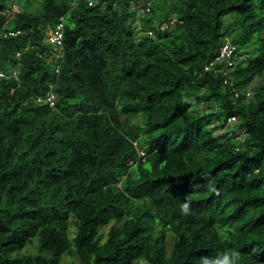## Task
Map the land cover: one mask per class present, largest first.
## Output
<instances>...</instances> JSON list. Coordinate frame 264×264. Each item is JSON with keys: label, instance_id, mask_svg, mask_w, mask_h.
<instances>
[{"label": "trees", "instance_id": "obj_1", "mask_svg": "<svg viewBox=\"0 0 264 264\" xmlns=\"http://www.w3.org/2000/svg\"><path fill=\"white\" fill-rule=\"evenodd\" d=\"M32 1L0 0V264H264V0Z\"/></svg>", "mask_w": 264, "mask_h": 264}, {"label": "built area", "instance_id": "obj_2", "mask_svg": "<svg viewBox=\"0 0 264 264\" xmlns=\"http://www.w3.org/2000/svg\"><path fill=\"white\" fill-rule=\"evenodd\" d=\"M78 1L79 0H74V3H77ZM80 1L86 2L90 6H94L97 5L100 0H80ZM151 6H152V1L148 2L146 8H142L140 11L141 12L150 11ZM174 23L175 21H172L170 23H163L160 26L159 33H164L172 25H174ZM64 29H65L64 19H62L61 22L58 24L57 28L53 30L48 37L49 43L59 50H61L64 45ZM149 33L152 36H156L155 32L152 30H150ZM59 54H60L59 58H64L63 52L60 51ZM238 61H239V57L236 53V48L232 44L227 43L219 49L215 58L205 66V72L221 75L224 86H233L234 84L232 81L233 71L236 68ZM58 69H60V66L58 67ZM57 71L59 72V70ZM0 77H6V74L2 70H0ZM232 93L235 98H239L240 95L242 94V92L237 90L235 87H232ZM250 95L251 93H247V96ZM52 99L53 96L49 99V101L52 102ZM235 122H236V118L234 117L229 120V123H235Z\"/></svg>", "mask_w": 264, "mask_h": 264}, {"label": "clouds", "instance_id": "obj_3", "mask_svg": "<svg viewBox=\"0 0 264 264\" xmlns=\"http://www.w3.org/2000/svg\"><path fill=\"white\" fill-rule=\"evenodd\" d=\"M17 10H18V4H17V1H12V2L9 3V7H8V9L6 10V15H7L9 18H12V17H14V15L16 14ZM172 21H175V23H174V25H172L170 28L174 27V26L176 25V23L178 22V20H177L176 18L172 19L170 22H172ZM170 22H165V23H170ZM170 28H169V29H170ZM52 31H53V30H50L49 33H48V36H47V39H46L47 43H49V41H48V37H49V35H50V33H51ZM165 32H166V31H165ZM19 33H20V31H8V32H4V33L2 34V36H3L4 38H8V37H10V36H17ZM49 44H50V43H49ZM50 45H51V44H50ZM52 46H53V45H52ZM53 47H54V46H53ZM58 67H59V66H58ZM4 78H5V77H4ZM52 96H53L52 102L54 103L55 95H54L53 92H52L51 94H49L47 98H38L37 102H38V103H42V104H43L44 102H47V103H49V104H52V102L49 101V99H50ZM44 104H45V103H44ZM230 119H231V118H230ZM230 119H229V120H230ZM229 120H228V126L233 125V124L236 123V122H235V123H229ZM243 136H244V134H242V135L239 137V139H242ZM145 154H146V153H145L144 151H140V156H144ZM140 156H139V157H140ZM235 255H237V257H238V254H235ZM216 264H229L228 257L226 256V257L224 258V260H222V261H217Z\"/></svg>", "mask_w": 264, "mask_h": 264}, {"label": "rangeland", "instance_id": "obj_4", "mask_svg": "<svg viewBox=\"0 0 264 264\" xmlns=\"http://www.w3.org/2000/svg\"><path fill=\"white\" fill-rule=\"evenodd\" d=\"M34 1V2H33ZM32 2H33V4H32V7H31V9H37V6H38V2H37V0H33ZM9 2H11V1H9ZM29 4V3H28ZM229 19V18H228ZM50 31V30H49ZM49 31H48V33H49ZM263 79H261V78H259V79H257V80H255L254 82H253V84L250 86V88L251 87H253V86H255L256 84H258L259 82H261ZM206 111H208V110H206ZM234 125V124H233ZM232 125V126H233ZM236 129V128H235ZM239 133V135H242L243 134V132L242 131H240V132H238ZM109 230V227H106V228H104L103 229V231L104 232H107ZM73 231H74V228L72 227V229H71V235L73 236ZM172 237L170 236L169 237V239H168V245H169V247L171 248V246H172V239H171ZM62 264H80V262L78 261V259L76 258V257H67V256H65L64 257V260H63V263ZM141 264H146L145 262H142Z\"/></svg>", "mask_w": 264, "mask_h": 264}]
</instances>
